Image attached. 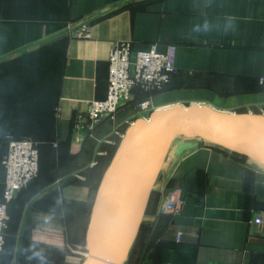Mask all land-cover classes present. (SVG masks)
<instances>
[{"label":"crops","instance_id":"obj_1","mask_svg":"<svg viewBox=\"0 0 264 264\" xmlns=\"http://www.w3.org/2000/svg\"><path fill=\"white\" fill-rule=\"evenodd\" d=\"M85 21L90 38L65 32ZM121 42L138 51L176 45L177 72L163 90H137L115 120L76 130L87 101L106 98L109 55ZM263 75L264 0H0V200L7 138H30L40 151L38 177L9 208L0 264H75L60 248L68 189L81 197L89 175L99 189L141 102L164 101L154 111L184 101L264 115ZM173 187L185 204L178 215L163 214ZM261 213L263 168L202 144L169 154L126 263L264 264V223L254 222Z\"/></svg>","mask_w":264,"mask_h":264},{"label":"water","instance_id":"obj_2","mask_svg":"<svg viewBox=\"0 0 264 264\" xmlns=\"http://www.w3.org/2000/svg\"><path fill=\"white\" fill-rule=\"evenodd\" d=\"M204 143L264 169V115L174 105L126 129L97 191L81 264H125L167 155ZM75 186L68 189L73 199ZM83 200L86 194H80Z\"/></svg>","mask_w":264,"mask_h":264},{"label":"built area","instance_id":"obj_3","mask_svg":"<svg viewBox=\"0 0 264 264\" xmlns=\"http://www.w3.org/2000/svg\"><path fill=\"white\" fill-rule=\"evenodd\" d=\"M65 32L75 38H90L91 26L88 22L74 25L69 22ZM176 45H169L166 52L153 47L148 51L134 50L129 42L118 43L109 55V77L107 96L103 100L87 101V111L79 113L75 128L93 131L104 120H115L121 106L133 102L135 90L146 92L165 89L172 81L177 68L175 65ZM264 86V75L259 79ZM149 111L150 100L139 105ZM59 113V108L57 109ZM8 151L2 159L5 171V189L0 200V254L6 246L8 211L18 193L27 188L40 173V151L38 142L30 138H7ZM185 204L184 191L180 187L167 189L163 194L160 211L163 214L178 215ZM256 224L264 223V213L255 217ZM84 257L87 251L83 252Z\"/></svg>","mask_w":264,"mask_h":264},{"label":"rangeland","instance_id":"obj_4","mask_svg":"<svg viewBox=\"0 0 264 264\" xmlns=\"http://www.w3.org/2000/svg\"><path fill=\"white\" fill-rule=\"evenodd\" d=\"M182 102H181L182 106L190 105V103H185L184 101ZM163 104L164 101H159L158 105L154 104L155 106L154 107L152 106L149 111H143L138 106L136 110V115H134V117L148 119L151 113L154 111V109L158 108L159 106L160 107L164 106ZM202 145H207V144L202 143ZM96 184L97 183H95V175H89V177H87L86 182L84 184V189H85L84 193L87 196V201L82 202V200H79L80 198L76 197L70 201L67 200L64 206L63 212L65 218V224H64L65 230H64L63 244L60 248L64 253V259L71 261L72 263L75 264L79 263L80 259H83L81 252L83 253L84 251L83 249H81L80 243L83 237L85 220L87 221L88 217L89 216L91 217V212L93 209L95 197L98 191L96 188ZM130 252L131 251H129V254ZM129 256L131 257V255ZM128 263L131 264L129 261ZM43 264H60V262L56 263L55 261H52V263H50V261H48V262H43Z\"/></svg>","mask_w":264,"mask_h":264},{"label":"trees","instance_id":"obj_5","mask_svg":"<svg viewBox=\"0 0 264 264\" xmlns=\"http://www.w3.org/2000/svg\"><path fill=\"white\" fill-rule=\"evenodd\" d=\"M138 90V91H137ZM136 91H137V95L138 94H144V95H147V94H149V92H146V91H143V90H141V89H136L135 90V98H136ZM135 100V99H134ZM133 100V101H134ZM208 146H210V145H208ZM210 147H212V146H210ZM212 148H214V149H216V150H219V151H222V152H224V153H227V154H229V155H232V156H234V157H237V158H239V159H242V160H245V158H243V157H239V156H236V155H233V154H230V153H228V152H226V151H224V150H222V149H220V148H216V147H212ZM26 189V188H25ZM24 190V189H23ZM12 205V204H11ZM10 205V206H11ZM87 223H88V219H87V221L85 220V226H84V229H83V231H85V229H86V226H87ZM84 238H85V235H83V237H82V239H81V242H84Z\"/></svg>","mask_w":264,"mask_h":264},{"label":"clouds","instance_id":"obj_6","mask_svg":"<svg viewBox=\"0 0 264 264\" xmlns=\"http://www.w3.org/2000/svg\"><path fill=\"white\" fill-rule=\"evenodd\" d=\"M205 29H207V24L205 25Z\"/></svg>","mask_w":264,"mask_h":264}]
</instances>
